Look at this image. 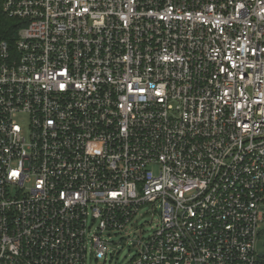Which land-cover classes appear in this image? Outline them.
Wrapping results in <instances>:
<instances>
[{
    "label": "built area",
    "instance_id": "obj_1",
    "mask_svg": "<svg viewBox=\"0 0 264 264\" xmlns=\"http://www.w3.org/2000/svg\"><path fill=\"white\" fill-rule=\"evenodd\" d=\"M0 11V264H264V0Z\"/></svg>",
    "mask_w": 264,
    "mask_h": 264
},
{
    "label": "rangeland",
    "instance_id": "obj_2",
    "mask_svg": "<svg viewBox=\"0 0 264 264\" xmlns=\"http://www.w3.org/2000/svg\"><path fill=\"white\" fill-rule=\"evenodd\" d=\"M143 220L149 221L150 217L146 215ZM143 220L141 221L144 222ZM259 231L260 235L256 243V251L260 259H264V223L259 225ZM114 241L117 242L118 238L114 237ZM110 250L112 251V256H109L106 262H96L94 258H90L88 264H127L132 258L133 252L127 247H119L113 244Z\"/></svg>",
    "mask_w": 264,
    "mask_h": 264
},
{
    "label": "trees",
    "instance_id": "obj_3",
    "mask_svg": "<svg viewBox=\"0 0 264 264\" xmlns=\"http://www.w3.org/2000/svg\"><path fill=\"white\" fill-rule=\"evenodd\" d=\"M0 0V5H1ZM19 26L16 25L15 20L8 19L4 17L0 11V35L3 38L9 39L11 41L16 37V32L18 31Z\"/></svg>",
    "mask_w": 264,
    "mask_h": 264
}]
</instances>
